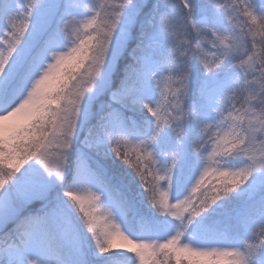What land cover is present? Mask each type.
I'll use <instances>...</instances> for the list:
<instances>
[{
	"label": "snow or ice",
	"instance_id": "obj_1",
	"mask_svg": "<svg viewBox=\"0 0 264 264\" xmlns=\"http://www.w3.org/2000/svg\"><path fill=\"white\" fill-rule=\"evenodd\" d=\"M0 264H264V0H0Z\"/></svg>",
	"mask_w": 264,
	"mask_h": 264
}]
</instances>
